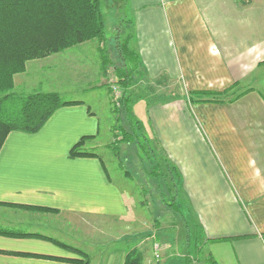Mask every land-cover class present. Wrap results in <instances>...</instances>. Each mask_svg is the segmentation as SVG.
<instances>
[{
    "label": "crops",
    "instance_id": "0c3cea01",
    "mask_svg": "<svg viewBox=\"0 0 264 264\" xmlns=\"http://www.w3.org/2000/svg\"><path fill=\"white\" fill-rule=\"evenodd\" d=\"M263 1L132 5L140 68L129 87L143 88V123L174 171L176 201L184 196L218 264H264V96L216 102L201 92L239 86L262 67ZM67 101L80 103L38 132L12 131L0 151V229L11 233H0V264H81L73 233L90 218L130 216L101 156L70 157L82 137L100 136L101 119L85 100Z\"/></svg>",
    "mask_w": 264,
    "mask_h": 264
},
{
    "label": "rangeland",
    "instance_id": "374dc122",
    "mask_svg": "<svg viewBox=\"0 0 264 264\" xmlns=\"http://www.w3.org/2000/svg\"><path fill=\"white\" fill-rule=\"evenodd\" d=\"M137 1L140 0H101L106 40H88L28 61L25 71L14 75V88L9 93L24 97L56 92L63 100H85L99 114L100 136L88 142L87 147L92 149L96 145L93 150L104 160L111 177L124 187L131 213L123 218H90L86 227L82 226L78 234L73 233L80 239L77 252L81 253L82 262L124 264L127 253L137 247L144 253V264H209V255L202 246L201 226L182 200L184 196L178 202L175 200L176 176L160 156L153 133L144 126L142 130L135 129L137 140L119 141L123 136L120 123L131 133L134 122L146 120L144 104L137 99L140 92L144 93L143 88L133 84L126 91L133 101L129 118L132 124L127 123L129 120L122 113L124 90L115 72V67H120L117 32L121 38L133 32L136 14L132 5ZM146 1L151 5L160 3V0ZM101 49L111 60L106 67ZM244 90H256L264 96V63L236 88L238 92ZM163 97L158 94L147 101L153 105ZM115 147L119 149L117 154ZM152 154L157 156L153 165L149 162ZM154 165L159 167L156 175L152 174ZM173 205L178 206L180 213L175 212Z\"/></svg>",
    "mask_w": 264,
    "mask_h": 264
},
{
    "label": "trees",
    "instance_id": "16d2710c",
    "mask_svg": "<svg viewBox=\"0 0 264 264\" xmlns=\"http://www.w3.org/2000/svg\"><path fill=\"white\" fill-rule=\"evenodd\" d=\"M105 26L101 0H0V151L12 131L38 132L57 109L80 103L65 101L56 92H37L16 97L9 93L14 88V75L24 72L30 60L48 57L88 40L98 38L105 41ZM132 37L133 32L126 38H121L117 32L116 49L120 67H115L118 84L124 90L122 113L125 119L128 118L126 122L129 125L132 124L129 118L133 101L126 91L140 68L139 56L130 46ZM101 52L106 67L111 60L104 49ZM237 86L238 83H235L222 92L201 94L213 95V101L216 102L232 101L245 93L236 91ZM134 123L131 125L134 130L131 133L126 132L120 123L119 128L123 134L120 142L138 139L137 130H142L145 125L140 120ZM95 138V135L82 137L70 150V157H99L95 150L87 147V143ZM118 152V147H115V153ZM153 159H157L155 154L149 157L152 165ZM158 169V165H154L152 174L156 175ZM173 208L177 214L180 213L175 205ZM0 233L11 234L1 229ZM207 262L218 264L212 256L208 257ZM124 264H144V253L137 247L131 249Z\"/></svg>",
    "mask_w": 264,
    "mask_h": 264
}]
</instances>
